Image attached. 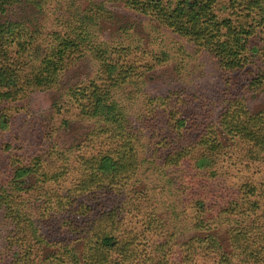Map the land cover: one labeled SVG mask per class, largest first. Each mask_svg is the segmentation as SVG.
<instances>
[{
	"label": "rangeland",
	"instance_id": "obj_1",
	"mask_svg": "<svg viewBox=\"0 0 264 264\" xmlns=\"http://www.w3.org/2000/svg\"><path fill=\"white\" fill-rule=\"evenodd\" d=\"M228 2L218 0L219 17L229 15ZM252 18L258 21L257 16ZM0 21H18L32 36L23 49L6 44L0 58L1 79H6L0 82V258L6 255L7 238L14 235L4 204L13 198L8 205L17 207L21 219L31 221L35 230L31 264L59 248L81 250V242L64 225V219L71 218L68 207L59 209L58 201L92 208L78 214L77 225L103 209L114 210L110 223L118 227L116 236L120 233L127 241L131 264H185L186 257L190 263L219 264V248L206 247L216 241L221 252L230 251L227 229L236 216L223 211L226 202L242 184L259 187L264 182L263 155L216 123L227 105L223 93L229 88L232 97L255 114L264 108L263 90L249 87L244 76L233 86L207 52L197 51L151 17L126 8L122 0H16L4 7ZM56 35L68 46L56 80L48 81L41 75L40 62L53 58ZM253 40L264 47L260 27ZM261 55L253 59L252 72L264 71ZM110 65L115 70H107ZM123 67L130 69L120 79L117 73ZM81 88L96 89L107 103L121 108L131 135L99 134L111 124L80 112L69 92ZM170 93L175 95L167 103ZM152 98L159 100L148 107ZM172 108L184 126L188 117L211 109L219 144L196 147L197 132L191 130L184 141L186 159L176 166L162 164L154 150L163 153L165 133L184 128L174 129L169 116L162 120ZM148 112L160 120L147 124ZM134 139L135 173L113 180L97 169L101 156L115 159L116 150L125 143L132 145ZM201 157L207 158L206 164L197 168L195 160ZM21 168L27 171L18 177L16 170ZM47 205L56 210L49 226L39 220ZM203 207L212 216L205 211L201 215L198 209ZM21 241H27L24 233L13 241L15 253ZM112 255L105 264H121L119 253Z\"/></svg>",
	"mask_w": 264,
	"mask_h": 264
},
{
	"label": "trees",
	"instance_id": "obj_2",
	"mask_svg": "<svg viewBox=\"0 0 264 264\" xmlns=\"http://www.w3.org/2000/svg\"><path fill=\"white\" fill-rule=\"evenodd\" d=\"M14 1L16 0H0V14L4 12L6 5L12 4ZM122 1L126 8L151 17L164 28L189 41L197 51L207 52L217 61L222 71V77L225 80L229 79L233 86L240 85L239 79L244 76L249 87L255 90L262 89L264 92V71L252 72L250 66L254 58L259 57L260 54L264 56V47L260 48L253 40L257 27L264 31V0H245V2L243 0H229L230 13L223 17H219L217 14L221 10L217 8L218 0ZM242 5L244 6L242 10L237 8ZM253 15L258 18L255 23L252 21L254 20ZM28 33L25 26L18 21H0V58L6 54V44L14 43L17 49H23L24 44H29L32 36H28ZM28 39L29 41L26 42ZM55 41L58 43L53 58L47 57L40 62L41 75L48 81L56 80L57 71L63 62L64 53L68 46V43L59 35L55 36ZM108 69L115 70V66L110 65L107 67ZM123 69L124 67L120 68L117 73V77L120 79H123L124 74L128 76L126 71L130 67ZM1 77L2 75H0L2 84L6 79L2 80ZM245 84L243 83L244 87ZM227 90L228 92L223 93V101L227 102V105L223 107L224 111L217 117L216 123L231 135L251 144L252 149L264 157V108L258 113L251 114L239 99L232 97L230 89L227 88ZM69 95L74 99L82 114L87 117H97L103 122L111 124L108 129L100 128L99 134L106 131L108 134L113 133L115 137H129L131 135L132 129H126L127 120L124 119L122 109H117L113 103H107L106 98L96 89H91L88 92L85 88L71 90ZM174 95V93H170L165 98L166 102H172ZM230 95L231 97H226ZM158 100V98H152L148 107ZM173 112L174 109H170L167 116L162 120H167L169 116L168 120H172L174 129L181 125L184 126L186 123L184 119H175ZM211 113V109H206L199 116L188 117L187 124L182 131L177 129V132L165 133L166 137H162V139L164 138L167 144H162L160 148L167 146V149L163 153L161 151L163 149H155L154 155L159 152V157L162 158L161 163L164 165H178L188 155V148L184 141L191 130L197 132L194 135V146L213 147L219 144L215 135L216 127L210 119L213 116ZM151 119L160 120L156 119L155 114L148 112L144 122L148 124ZM0 129L2 128L0 127ZM154 138L155 136L151 137L150 143L154 142ZM132 143V145L125 143L120 149H117L114 155L115 159L110 154L101 156L97 169L100 172L108 173L113 180L120 174L131 175V173H135L136 153L133 151L135 139ZM205 160L207 161V158L204 157L195 160V166L201 168L206 164ZM26 171L24 168L17 169L16 174L21 177ZM4 204L8 210L7 219L14 235L7 238L8 246L3 249L6 255L2 259L0 258V261L2 260L3 263L6 262L7 264H31L34 257L30 243L35 240V237L32 238V233L35 230L32 231L31 221L21 219L23 217L21 211L17 207L12 208V205H8L13 204V198L11 201L4 200ZM263 204L264 182L259 187L245 183L233 192V197L228 199L226 208L223 210L228 212L227 214L236 216L232 219L234 224L229 225L227 229V242L230 251L221 252L222 249L216 241L209 242L206 247V249L219 248L220 254L222 253L219 264H264ZM57 206L59 209L63 206L68 207L71 218L64 219V225L73 233L74 240L81 242V250L77 252L71 247L59 248L57 251L47 254L42 260H38L36 264H105L108 260H112V254L115 252L119 253V259L117 258L119 263L124 264L127 261V264H131L129 255H126L127 252L125 251L128 245L127 241L122 239L120 233L116 236L118 227L116 229L110 223L114 210L112 212L103 209V211L95 213L93 218L83 220L82 225H77L78 214H86L87 210H92L91 207L87 205L86 207L75 206L74 203L62 205L59 201ZM46 207L39 220L44 219L42 222L49 226L54 219L53 212L56 210L51 206L48 209V205ZM198 210L201 215L205 211V215L212 216V214L207 213L204 207ZM77 211L79 212L77 213ZM20 233L26 235L27 241H21L18 247L19 251L15 253L12 250L13 241L16 243ZM29 237L30 239H28ZM185 259L186 261H183L185 264H197L194 260L190 263L192 259L188 260V257Z\"/></svg>",
	"mask_w": 264,
	"mask_h": 264
}]
</instances>
